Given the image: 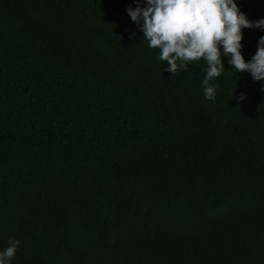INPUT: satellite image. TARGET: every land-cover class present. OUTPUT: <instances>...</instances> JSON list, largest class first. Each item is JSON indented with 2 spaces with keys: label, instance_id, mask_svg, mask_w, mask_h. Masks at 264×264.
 <instances>
[{
  "label": "trees",
  "instance_id": "1",
  "mask_svg": "<svg viewBox=\"0 0 264 264\" xmlns=\"http://www.w3.org/2000/svg\"><path fill=\"white\" fill-rule=\"evenodd\" d=\"M236 3L264 17V0ZM129 5L0 0V249L19 241L11 264H264L261 81L222 56L206 101L204 60L162 70ZM241 32L247 61L264 29Z\"/></svg>",
  "mask_w": 264,
  "mask_h": 264
},
{
  "label": "clouds",
  "instance_id": "2",
  "mask_svg": "<svg viewBox=\"0 0 264 264\" xmlns=\"http://www.w3.org/2000/svg\"><path fill=\"white\" fill-rule=\"evenodd\" d=\"M125 11L137 24L148 47L158 49L161 65L166 62L170 74L186 70L193 61L204 60L206 67L201 81L203 96L212 101L216 86L211 80L225 70L221 57L235 74L247 71L254 81H261L264 92V35L259 36L256 50L245 61L241 28L264 29V17L250 21L237 6L236 0H132ZM160 65V66H161ZM232 94V92H231ZM245 99L237 97V104ZM19 241L10 238L8 246L0 249V264H11Z\"/></svg>",
  "mask_w": 264,
  "mask_h": 264
}]
</instances>
